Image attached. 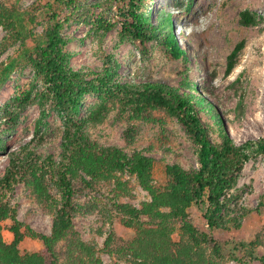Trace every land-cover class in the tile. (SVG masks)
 Here are the masks:
<instances>
[{
	"label": "rangeland",
	"instance_id": "1",
	"mask_svg": "<svg viewBox=\"0 0 264 264\" xmlns=\"http://www.w3.org/2000/svg\"><path fill=\"white\" fill-rule=\"evenodd\" d=\"M145 2L148 6L143 11L150 28H155L156 38L142 44L120 38L124 15L129 9L127 0H78L68 8L54 0H0L3 13L9 11L16 20L12 29L0 26V68L10 63L16 65L0 90V179L12 160L19 161L27 153H35L42 159L50 156L56 164L61 158L64 118L50 101L40 103L39 93L44 89L42 75L35 74L30 63L53 13L62 23L61 35L66 40L62 50L70 55L66 67L69 72L81 73L85 81L109 80L112 88L118 85L128 91L144 83L173 89L180 96L189 97L208 138L217 146L221 145L222 137L231 139L236 146L264 140V0ZM245 11L255 17V23L249 26L240 23ZM167 15L182 53L179 60H174L160 44L166 31L160 25ZM97 21L102 22V27ZM109 25L111 28L106 30ZM240 41H244V47L234 69L227 74V56ZM27 90H31L30 100L20 110L17 126L12 128L4 118L17 110L14 100ZM124 99L123 94L91 91L84 95L74 119L98 147L117 148L127 156L139 152L151 158V184L161 191L168 183L167 166L177 165L185 172L198 171V147L176 118L161 110L142 111L132 117L128 110H123ZM97 108H102L103 114L99 120H93L90 115ZM212 115L221 119L222 127H218ZM129 128L133 135L131 142L126 140ZM105 177L93 181L91 189L78 186L81 178L90 181L83 172L72 180L78 186L73 199L76 210L72 226L83 243L94 246L102 264H125L121 255L110 254L105 247L110 235V249H115L135 234L122 224L124 217L116 205L140 210L144 203H151V197L136 176L127 171L114 170ZM52 181L46 173L45 182L52 197L50 206L39 202L25 182H18L3 200L14 210L18 223L43 237L50 236L53 216L60 206V193ZM221 201L224 205L221 226L207 228L203 219L205 197L188 209L190 220L199 231L224 247L218 263L240 264L238 259L245 256L240 250L233 252L234 244L264 236L263 153L241 164ZM3 225L6 228L12 221L6 220ZM2 235L7 243L11 241L6 229ZM172 239L179 242L177 231ZM203 247L208 255L211 246ZM43 248L40 240L32 238H25L20 247L21 253ZM57 252L60 255L57 264H75L74 258L64 255L63 243H59ZM257 253L264 254L262 244L258 245Z\"/></svg>",
	"mask_w": 264,
	"mask_h": 264
},
{
	"label": "trees",
	"instance_id": "2",
	"mask_svg": "<svg viewBox=\"0 0 264 264\" xmlns=\"http://www.w3.org/2000/svg\"><path fill=\"white\" fill-rule=\"evenodd\" d=\"M57 4H64L66 8L76 5L78 0H54ZM128 11L124 15L120 38L138 40L144 43L148 39L156 38L155 28H150L144 13L147 6L145 0H127ZM144 10V11H143ZM51 23L45 31L43 41L36 48V55L30 58L35 74L42 75L44 89L39 93V101L44 104L50 101L56 112L64 118V137L62 154L58 164L52 157L40 158L35 153H27L19 161L12 160L0 179V264H57L59 254L57 246L64 244L66 258H74L75 264H102L93 245L81 241L72 226V214L76 208L73 204L76 189H91L92 182L114 170L127 171L135 175L139 185L146 190L151 203H144L140 210L129 205H116V210L124 217L122 224L134 230V236L110 249L112 236L105 243L110 254L121 255L125 264H220L217 262L224 247L211 236L199 231L191 222L188 209L199 204L205 197L206 211L203 215L209 230L222 225L221 210L224 207L221 198L230 188L236 171L241 164L250 157L264 154V140L248 142L242 146L226 137H222L221 145L213 144L201 119L194 111L195 105L189 97H182L173 89L159 84H139L135 89L109 85V80L98 79L85 81L81 73H71L66 67L70 55L63 52L66 40L61 35L62 23L57 21L53 13ZM16 20L9 11L0 8V26L4 29L14 28ZM102 27V22L97 21ZM240 23L249 26L255 23L248 11L241 13ZM169 15L163 17L160 28L166 29L160 41L174 60L182 56L181 50L174 38ZM111 28L107 26L106 30ZM13 34L16 31L13 30ZM18 36V35H16ZM244 47V41L237 43L227 56L225 72L230 74L236 64L239 52ZM16 65L0 68V90L9 78ZM115 85V84H114ZM91 91L103 94H123V110H128L131 116H139L143 111L161 110L176 118L185 128L194 144L198 147L199 169L185 172L179 166H167L165 174L168 183L164 191L151 184L153 160L139 152L127 156L122 150L106 147L100 148L92 142L81 130L79 121L74 118L78 114L84 95ZM31 97V90L14 100L17 110H13L4 118L12 128L18 124L20 110L27 105ZM103 114L102 108L91 113V119L99 120ZM45 113L39 117L37 125L43 120ZM214 117L218 127L222 121ZM80 125V126H79ZM132 129H128L126 140L131 142ZM2 142L0 139V150ZM83 172L90 177V181L81 178L82 183L75 186L72 180ZM49 173L52 183L60 193V206L56 209L51 233L43 237L34 233L29 227L15 220V212L3 200L18 182H25L31 188L32 195L41 203L49 206L52 197L45 182V174ZM119 190V187H118ZM122 191L125 189L122 187ZM161 208L167 209L166 212ZM6 220L12 225L4 227ZM6 229L12 236L7 243L2 232ZM179 233V242H174L172 235ZM25 238L38 239L43 243V249L29 253H21V244ZM262 244L264 236H257L253 242L235 243L234 250H240L245 256L238 259L240 264L257 262L264 264V254L258 256L257 247ZM204 246H211L207 255ZM115 251V252H114Z\"/></svg>",
	"mask_w": 264,
	"mask_h": 264
}]
</instances>
